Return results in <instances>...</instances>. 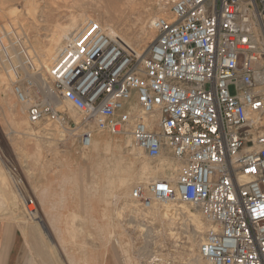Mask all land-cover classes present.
<instances>
[{"label":"built area","instance_id":"obj_1","mask_svg":"<svg viewBox=\"0 0 264 264\" xmlns=\"http://www.w3.org/2000/svg\"><path fill=\"white\" fill-rule=\"evenodd\" d=\"M141 53L86 23L48 71L47 98L14 93L29 124L65 125L77 113L82 149L93 134L128 138L174 179L136 184V208L181 202L206 225L208 264H264V0H166ZM233 87L234 92L229 91ZM149 264H156V261Z\"/></svg>","mask_w":264,"mask_h":264},{"label":"rangeland","instance_id":"obj_2","mask_svg":"<svg viewBox=\"0 0 264 264\" xmlns=\"http://www.w3.org/2000/svg\"><path fill=\"white\" fill-rule=\"evenodd\" d=\"M29 1L12 0L5 2L4 0H0V27L6 26L7 32H12L14 28L16 31L19 29L17 32L19 34L21 32L25 33L30 42L34 41V45L39 43L46 44V36L49 32L56 25H67L74 15L79 14L80 19L84 20V22H88L92 18L100 25L105 20V3L99 1V3L95 4L94 0H79L82 6L77 3L78 0H35V3L38 2L37 5H39L35 21L31 17L24 20V17L20 18V15L25 10V4L23 3ZM110 1H112L111 8L114 11L112 12L113 19L110 24L117 31L121 30L122 33H125L133 43L145 36V32L142 29L143 24L138 20L139 11L149 10L154 14L159 9L158 4L162 1L163 3L166 2V0H132L133 4L128 5L126 4V0ZM165 12L168 13L167 5ZM14 20L16 25H14ZM20 28H23L24 32ZM1 30L0 34L3 32ZM153 38L154 34L152 33L150 42ZM4 41L6 42V39ZM34 49L36 50L35 46ZM229 91L233 93V87H230ZM11 99L15 105L12 111L6 112V117H3L0 112V154L3 156L8 169L16 170L14 173L22 181L24 198H29L32 201L30 205L33 209L37 210L38 216H40L41 212H45L40 209L44 210L46 208L49 212L61 208L62 211L66 212H80L82 214L93 215L94 217L101 216L100 218L104 219V223H99V229L103 227V236L89 237L91 240L89 242L90 245H96L97 242L99 244L98 248L104 249L106 264H112L113 261L117 264H124L119 248L114 245V239L119 240V235L122 234L121 241L122 244L127 245L128 255L134 263L139 262L137 258L138 252L145 247L144 239L139 236V231L134 228V222L128 221V216H124L123 218L119 216L116 196H108L106 194L110 186L107 178L104 176L105 172L101 173L98 168L101 162L105 163L102 168L106 171L108 169L106 163L110 164V162H113V158L122 157L125 169H129L127 168L128 166L131 167L127 177L137 170L135 160L129 155V151L123 148L125 147V138L114 136L107 132L97 136L94 133L92 142L99 139H111L112 148L107 154L103 153L102 148L96 152L92 150L84 151L80 146V139L78 137L80 129L73 128L78 122L76 121L78 120L76 119V112H74L76 113L75 117L70 114L72 111H69L68 108L65 112L64 119L68 123V126L67 124L65 126L72 129V136L65 135L64 132L67 133L68 131L63 129L64 127H61L62 125L60 124H52L48 127L50 128L48 131L42 132L43 130L41 129L45 128L48 124H29L26 119V111L20 110L13 96ZM19 117H24L25 120H22V122L33 128L35 132H42L38 138L30 137L22 139L17 136L13 140H9V137L6 136L7 127L12 122L18 121ZM261 120L264 122V116ZM62 131L64 135L61 134ZM258 133L264 134V125H261ZM116 138L120 140V149H113V146L116 145ZM65 151L73 152L72 162L67 164L64 162L66 160L64 157ZM71 163L72 167L70 166ZM90 168L93 172L88 174ZM118 177L119 175L111 174L109 175V180L116 183ZM128 178L130 179V177ZM22 205V203L17 205L15 215L8 217V215L5 216L4 214L0 216V223L11 222V224H20V218L23 223H29L30 221L25 220V208ZM151 224L153 225L154 223L152 222ZM178 232L179 235L176 242L169 239L163 243V247L157 246L158 244L154 245L157 257L153 261H156V264H190L188 254L192 226L179 227ZM71 240L75 241L77 238H72ZM162 241L160 240L159 242ZM195 253L198 254L197 249ZM150 260L152 261V259H149L146 264Z\"/></svg>","mask_w":264,"mask_h":264},{"label":"bare ground","instance_id":"obj_3","mask_svg":"<svg viewBox=\"0 0 264 264\" xmlns=\"http://www.w3.org/2000/svg\"><path fill=\"white\" fill-rule=\"evenodd\" d=\"M4 1L9 2L12 0ZM94 1L95 4L99 3V1H103L106 5V9L104 12L105 20L101 22L102 26L99 24L105 35L115 40L125 50L137 54L141 53L146 48L148 43H150L152 33L154 34V31L152 29V22L157 17L169 16L168 6V13L165 12L167 2L163 3V1L158 4L159 9L154 14L149 10L139 11L138 20L141 24H143L142 29L145 32V36L137 42L133 43V41L129 39L125 33H122L121 30L117 31L112 26V24H110L113 19L112 12H114L111 8L112 1ZM77 3L80 4V1L78 0ZM23 4H25V10L24 13L20 15V18L24 17L25 20L26 18L31 17L35 21L38 12L37 9L39 7V5H37L38 2L35 3V0H30L29 2ZM126 4L132 5L133 1L126 0ZM80 5L82 6V4ZM10 10L12 11V9ZM89 22L96 21L91 18L88 22H84V20L80 19L79 14L74 15V17L69 20L67 25H56L54 28L52 27L53 30L50 31L46 36V44L39 43L37 45H34V41L30 42L25 33L21 32L19 34V32H17L19 31L18 28L17 31L14 28L12 32H7L5 28L6 26L2 25L4 27H0V30L2 28L1 31H3L2 34H0V112L3 117H6V112L12 111V108H14L15 106L11 99L12 96L15 98L20 110L25 112L28 106L27 103L22 104L16 98V95L13 91L14 83L19 84L27 99L28 97L31 99L38 98L40 100L47 98V79L50 67L55 63V61H57L62 50L68 45L70 39L75 34H77L85 26L86 23ZM14 25H16L15 20ZM20 30L23 31V28H20ZM4 39H6V42L4 41ZM34 46L36 47V50L34 49ZM4 56H6V58H4ZM65 105L69 109V111H72L70 114L74 116L76 113H74L75 111L73 110V108L69 104ZM76 119H78V116ZM261 119L262 117L258 118V116L253 118V120H260L259 123L261 125H264V122H262ZM22 120H25V118L19 117L18 121L12 122L7 127L6 136L9 137L10 141L17 136L21 137L22 139L30 137L38 138L42 132L48 131V129H50L48 128L50 125H47L45 128L41 129L43 130L42 132H35L33 128L26 125V123L22 122ZM71 132L64 133L65 135L68 134L69 136L71 135ZM64 133L63 131L61 132V134L63 135ZM96 133L104 134V132ZM63 135L61 136L63 137ZM117 138L115 139L116 145L113 146V149H120V140ZM110 140H94L88 150H83H92L93 152H96L102 148L103 153L107 154L112 148ZM123 148H126L129 151V155H131V157L135 160L137 166V170L133 174L128 176L130 177V179L127 177V175H129L128 173L131 167L128 166L127 168L129 169H125V167L123 166L122 157L113 158V162H110V164L106 163V166L108 165V169L106 171H104V168H102L104 167L103 165H105V163L101 162L98 168L101 173L105 172L104 176L107 178L108 184L110 186V189L106 194L108 196H116L119 216L121 218H123L124 216H128V221L134 222V228L139 231V236L144 239L145 247L139 250L137 257L139 259V262L137 263H134L132 258L128 255L126 249L127 245L122 244V234L119 235L120 241L118 239H114V245L119 248L124 264H146L149 259H152V261L150 260V262H154L153 259L157 257L155 255L156 251L154 245L158 244L157 246L163 247V243H165L169 239L176 242L178 240L179 227L183 228L185 226H192V233L189 238L190 250L188 254L190 257V264H208L199 255V252L198 254L195 253V250L199 249V243L202 240L203 234L206 229L203 218L200 212L196 211V207H192L191 205L181 202H173L164 205H154L148 210H142L140 208H136L134 203L130 199L131 189L138 183H144L150 180H156L158 178L167 180L174 179V177L176 176V169L178 165L175 164L172 160H168L165 158L159 159L157 163L152 162L150 159L146 158L142 154V152L133 148L130 145L128 138H125V147ZM14 172H16L15 169H8L3 156L0 154V216H3L4 214L5 216L8 215V217L15 215V213L17 212V205L22 203L25 208L26 221H30L29 224H33L31 226L39 227V223L36 220L39 217L38 212L31 207L30 204H32V201L29 198H24V192L22 191V181H20L21 179L19 180L17 178L16 173ZM91 172H93V170L90 168L88 174H90ZM111 174L119 175L116 183H114L112 180H109V175ZM152 222L154 223V226L156 225V227L151 224ZM160 240L163 241L159 242Z\"/></svg>","mask_w":264,"mask_h":264},{"label":"crops","instance_id":"obj_4","mask_svg":"<svg viewBox=\"0 0 264 264\" xmlns=\"http://www.w3.org/2000/svg\"><path fill=\"white\" fill-rule=\"evenodd\" d=\"M64 157L66 164L72 162L73 152L65 151ZM41 211L45 212L36 219L39 227L23 223L21 218L20 224L0 223V264H106L104 249L98 248L97 242L93 246L89 243V237L103 236L101 216L61 208ZM72 237L77 240L72 241Z\"/></svg>","mask_w":264,"mask_h":264}]
</instances>
